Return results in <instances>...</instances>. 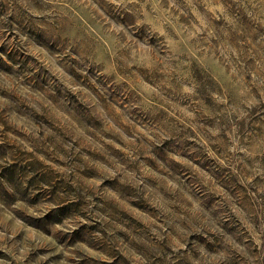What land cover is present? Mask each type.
Wrapping results in <instances>:
<instances>
[{"label": "clouds", "instance_id": "1", "mask_svg": "<svg viewBox=\"0 0 264 264\" xmlns=\"http://www.w3.org/2000/svg\"><path fill=\"white\" fill-rule=\"evenodd\" d=\"M0 264H264V0H0Z\"/></svg>", "mask_w": 264, "mask_h": 264}]
</instances>
